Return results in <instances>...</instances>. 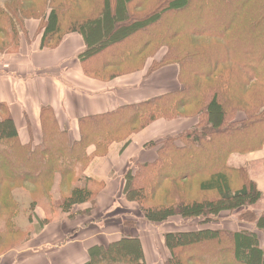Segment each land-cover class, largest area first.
<instances>
[{
    "label": "trees",
    "instance_id": "1",
    "mask_svg": "<svg viewBox=\"0 0 264 264\" xmlns=\"http://www.w3.org/2000/svg\"><path fill=\"white\" fill-rule=\"evenodd\" d=\"M118 1L0 0V31L10 30L18 38L13 51L18 49L20 36L27 37L26 21L38 22L36 33L42 48L54 47L67 33H80L85 43L82 58L102 66L108 62L119 74L139 70L145 58L135 59L165 47L162 59L153 61L149 69L176 64L180 88L78 119L80 138L72 144L54 118L44 121L43 140L37 144L21 143L11 117L1 118L0 146L9 159L2 155L0 159L5 167L15 168L13 180L0 168L2 178L30 181L23 178L33 169L40 182L54 170L62 169V175H69L88 158L85 152L89 145H94L95 154L98 150L105 154L110 143L123 142L151 122L165 120L176 128L186 126V117L192 116L191 128L176 134L167 132L154 161L129 168L123 176V196L136 201L150 222L173 216L211 218L254 204L261 192L242 169L227 164V157L264 145V90L246 93L242 87L254 79L264 81V52L246 66L241 58L246 50L239 48L251 36L264 38V0H140L132 5L131 0H120L122 5ZM207 4L212 8L209 15H203L201 10ZM123 10L125 18L120 17ZM105 22L109 25L106 34ZM228 62L233 66L226 70L222 66ZM241 113L243 117H237ZM66 153L68 157L57 156ZM49 159L57 168L47 164ZM83 177H87L85 172ZM235 178L237 184L232 186L229 180ZM186 180L191 181L193 190L182 185ZM2 183L1 190L7 188ZM8 192H0V206L5 209L16 200ZM76 194H80L78 199ZM158 194L162 199L154 202ZM84 195L75 187L59 207L70 215L71 207L84 203ZM250 213L262 241L256 231L225 229L224 225L168 231L163 234L170 252L166 264H206L202 257L209 264H264V210ZM81 264L148 262L138 237L120 235L105 245L91 246Z\"/></svg>",
    "mask_w": 264,
    "mask_h": 264
},
{
    "label": "crops",
    "instance_id": "2",
    "mask_svg": "<svg viewBox=\"0 0 264 264\" xmlns=\"http://www.w3.org/2000/svg\"><path fill=\"white\" fill-rule=\"evenodd\" d=\"M37 26V21H28L27 40L23 39L17 52L8 55L0 66V119L11 117L21 143H40L43 126L46 127L44 121L54 118L72 144L80 138L78 119L112 112L181 86L176 64L149 69L153 61L162 59L163 50H158L139 70L119 74L107 61L102 66L100 62L96 65L91 63L93 60L88 62L89 58H82L85 43L80 33H67L55 48H42ZM174 130L167 121L157 120L130 135L123 145L110 143L105 154L99 150L95 154L94 145H89L85 152L89 159L84 170L86 179L103 182L94 195L90 211L73 217L62 211L59 219L48 220L30 238L36 239V243L10 251V261L8 256L6 259L1 256L0 264H81L91 246L105 245L111 238L127 233H122L123 223L115 220L118 212L114 209L116 200L122 197L123 176L131 163L154 161L157 147L167 132ZM147 141L155 147H144ZM42 214L43 211L38 217ZM108 218L107 224L104 221ZM139 236L144 257L150 258L148 250L154 247L146 245L142 238L146 236L142 233Z\"/></svg>",
    "mask_w": 264,
    "mask_h": 264
},
{
    "label": "rangeland",
    "instance_id": "3",
    "mask_svg": "<svg viewBox=\"0 0 264 264\" xmlns=\"http://www.w3.org/2000/svg\"><path fill=\"white\" fill-rule=\"evenodd\" d=\"M133 1L140 0H131L129 5H132ZM118 4L122 5V2L119 0ZM207 6L208 7L204 6V8L201 10L203 15H209L208 9L212 7L208 4ZM124 12L125 11L123 10V12L120 14V17L125 18L126 15ZM27 23L28 21L25 22V27ZM111 23L114 24V22L112 21ZM104 30L105 34L109 32L108 22L104 23ZM8 31L9 33L6 30L5 32L0 31V65L1 63H4V60L8 55L17 52L18 50L17 49L13 51L12 48V45L16 46L18 38H16V35L12 36L10 30ZM25 38H28V34L27 37L25 35H21L19 42H21ZM251 38L252 39H249L250 41H246L245 43L242 42L239 47L242 51L246 50L244 52V55H240L243 64L246 66L251 58L259 56L262 51L264 52V38L260 37L258 40H256V37L254 38V36H251ZM200 39H203L205 41L208 40L205 37H201ZM57 45L52 48H55ZM158 50L166 51V48L160 47L157 49V51ZM157 51H150L147 54L148 56L144 55L142 56V58H137L134 61L142 60L143 58H145L144 62H146L147 60L151 59ZM232 66V62H228L225 66L222 67L228 70L231 69ZM242 69L244 70L243 67ZM242 87H245V90L247 91L246 93H248L249 91L260 92L264 90V81L254 79L248 84L243 85ZM240 90L242 91L243 88H241ZM239 116L243 117V114L241 113L237 117ZM186 118V120H188V123L186 124L187 126H182L181 128V126L179 125L172 133L181 132L182 130L184 132L186 131V129L191 128L190 126L194 122V117L187 116ZM123 143L124 141L120 142L119 144L123 145ZM143 146L155 147V145H153V143H151L150 141L145 142ZM121 147L118 148L122 149L124 146L122 148ZM2 149L3 146H0V156L2 155L4 156L3 158L5 160H8L9 158L7 159V157L5 156L7 151L3 150L4 153L2 154ZM156 154L158 155V147L156 149ZM4 163L5 161L3 159H0V168L5 169L6 174H8V176H10V179L13 180L15 175L13 174L15 168L12 170V168H10L9 166L5 167ZM52 163L53 162L51 159L47 161V164H50L52 166V169L57 168L55 167L56 165H52ZM86 163H88V158H86L81 164ZM81 164H78V168L75 164L76 169L72 170L69 175H62V169L54 170L53 172H51V175L43 182H40L39 174L36 175L34 173L36 169H33L31 172L28 170L30 173L26 174L28 175L26 178H23L24 180L30 181H8L3 179L1 176L2 173H0V183L5 182L2 184L7 187L3 190L0 189V192L9 190L8 194L16 199L15 203L7 209L0 206V257L3 256L6 259L10 251L18 250L19 247L27 244L36 243V239L31 240L30 238L44 227V225L46 224L45 222H47L48 220L56 221L57 219H59L58 217H61L62 209L59 206L62 207L63 200L66 199L65 197H69L71 195L72 190L75 187L81 188V190L85 192V198L83 201L85 204L77 203L73 207H71V211L69 212L70 217L81 213H88L90 211L89 208L93 206V195H95L101 188V184L83 177L85 168L81 167ZM131 164L132 165H130L129 168H135L136 165H133V163ZM227 164L236 169H242V172L245 173L246 177H248L249 180L255 182L256 188H258V190L261 192V196L254 204L250 206L243 205L238 208L228 209L211 218H208L210 216L204 219L182 218L180 216H173L167 218L162 222H150L144 218L140 205L136 201L127 200L121 192L122 197L118 198L120 200H116V204L114 206L115 211L118 212L115 220L122 221L123 229L125 230L122 231V233L127 232L121 235L138 237L140 232L144 236H146L142 237L146 245L148 243L149 245H153L154 247V249L148 250V253L151 255L150 258H146L148 264H166V260L170 257V252L164 244L163 234L168 231H190L197 228H204L210 225L212 227L224 225L225 229H247L256 231L259 239L262 241L263 236L259 234V231L254 227V220H252L253 215L250 212L252 211L254 213H259L260 211L264 210V145L256 150L253 149L242 153H231L227 157ZM237 181L238 179L236 178L235 180H229L232 186L234 184H237ZM182 185H185L188 190H193V188H195L191 184L190 180H186L182 183ZM79 197L80 194H76L74 196L75 199H78ZM161 199L162 198L158 194L154 202H159V200L161 201ZM166 202H169V200H166ZM42 211L44 215L42 214L43 216L39 218L38 215L42 213ZM142 221H146L147 224ZM104 222L108 224L110 222L109 218ZM22 249L24 248H21V250ZM11 258L12 256H8V261H10ZM192 258H198V260L200 261L199 257ZM201 260H203V262H205L206 264H209L203 259V257ZM195 262L197 263L196 260H192V263Z\"/></svg>",
    "mask_w": 264,
    "mask_h": 264
},
{
    "label": "built area",
    "instance_id": "4",
    "mask_svg": "<svg viewBox=\"0 0 264 264\" xmlns=\"http://www.w3.org/2000/svg\"><path fill=\"white\" fill-rule=\"evenodd\" d=\"M2 64H3V63H1V65H2ZM1 65H0V66H1Z\"/></svg>",
    "mask_w": 264,
    "mask_h": 264
}]
</instances>
